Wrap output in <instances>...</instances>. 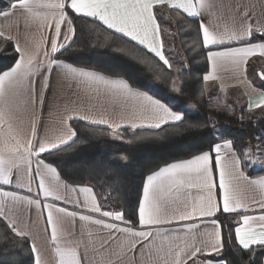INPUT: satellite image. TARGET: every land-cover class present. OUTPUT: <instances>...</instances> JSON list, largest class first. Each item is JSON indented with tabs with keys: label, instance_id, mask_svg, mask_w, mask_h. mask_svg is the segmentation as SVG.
Listing matches in <instances>:
<instances>
[{
	"label": "snow or ice",
	"instance_id": "snow-or-ice-1",
	"mask_svg": "<svg viewBox=\"0 0 264 264\" xmlns=\"http://www.w3.org/2000/svg\"><path fill=\"white\" fill-rule=\"evenodd\" d=\"M17 10L23 36L19 26L16 35L0 30V39L12 42L17 54L14 65L0 72V186L14 184L31 194L35 184L37 192L22 195L0 187V220L13 240L28 242V264H229L226 248L248 255V264L264 257V176L250 179L243 170L246 162L264 167V133L255 145L208 142L190 158L149 170L131 218L102 210L93 186L62 175L58 155L81 140L73 121L106 126L114 140L123 139L121 129L185 123L183 112L128 79L61 59L74 42L77 20L99 22L96 27H104L117 53L142 63L158 58L170 69L162 34L172 35V24L191 18L196 43L190 50L204 55L211 68L202 77L200 95L209 81L220 80L224 90L222 69L255 93L247 75L249 61L264 58V0H9L0 17ZM33 27L41 32L40 40L30 38ZM253 74L264 87V70ZM171 91L184 94L175 82ZM257 109L264 111V93L249 98L247 113ZM259 122L264 123V115ZM142 139L134 131L126 142ZM249 190L260 198L247 195ZM41 196L53 202H42ZM256 209L260 214H250ZM224 221H229L227 233Z\"/></svg>",
	"mask_w": 264,
	"mask_h": 264
},
{
	"label": "trees",
	"instance_id": "trees-1",
	"mask_svg": "<svg viewBox=\"0 0 264 264\" xmlns=\"http://www.w3.org/2000/svg\"><path fill=\"white\" fill-rule=\"evenodd\" d=\"M8 2L0 0V10L7 9ZM90 21L87 18L75 22L74 42L61 59L87 70L128 79L134 88L161 99L185 116V123L179 126L172 124L158 130H136L135 135L144 139L132 144L126 142L133 139L132 130L121 129L123 139L114 140L112 136L115 134L109 129L89 127L81 121L72 122L81 140L72 149L58 153L63 158L60 162L62 175L72 177L77 184L93 186L104 209L116 208L123 211L126 218H131L142 178L149 170H155L165 162L190 158L208 142L232 139L237 148L242 144L255 145L257 135L264 133V123L259 122L264 111L249 114L247 109L215 106L209 102L205 91L203 96L200 95L204 88L202 77L209 71V65L204 55H196L190 50V46L196 43V24L191 18L179 26L172 24L186 60V68L177 74L157 62V58L149 56L148 62L142 63L132 56L117 53L112 41L106 39L104 27L97 28L99 22L93 24ZM162 39L164 42L163 34ZM196 47L199 48L198 43ZM16 57L13 43L0 39V72L13 66ZM172 82L183 87V95L171 91ZM207 121L213 123L205 127ZM189 124L200 127H188ZM117 164L126 166L117 167ZM243 170L251 178L264 175V170L253 173L247 162ZM228 224L229 221H224L225 233ZM27 245L28 242H21L19 238L13 240L6 223L0 220V264H28ZM225 255L229 264H248L249 261L248 255L234 254L227 248ZM263 260L264 257L257 256L255 264H263Z\"/></svg>",
	"mask_w": 264,
	"mask_h": 264
},
{
	"label": "crops",
	"instance_id": "crops-1",
	"mask_svg": "<svg viewBox=\"0 0 264 264\" xmlns=\"http://www.w3.org/2000/svg\"><path fill=\"white\" fill-rule=\"evenodd\" d=\"M35 2L41 3V2H43V0H35ZM36 11L37 12H43L44 9L36 8ZM88 19H91V18H88ZM17 26H19L20 35L23 36V34H24V20H23V17L20 16L19 10H17L13 16L8 17L7 19L0 17V30L5 31L6 33L11 32L13 35H16L17 34ZM62 31H63V28H62ZM43 35L50 37L51 32L45 31L43 33ZM30 38L40 40L42 38L41 32L37 31L33 27L31 29V32H30ZM22 42H23V40H22ZM216 47L219 48V46H216ZM164 52H165V48H164ZM165 55H166V58H168L166 53H165ZM249 65L250 66L248 67L247 80L251 81L252 86L256 89L255 93H253L252 90L249 87H247V85L245 83H242L239 80H237L233 76V74L231 73L230 70L222 69L218 73V75L221 77V79L223 81L224 90L223 91L220 90L221 89V81L220 80L209 81L208 87L205 90L209 102L215 106L228 107L231 109H234V108L247 109V105L249 103L250 97L252 99H257L261 93H264V87H260L259 80L257 78H255V76L253 74L254 71L259 72V71L264 70V58H261L259 56L254 57L249 61ZM184 69L185 68H175V66L174 67L172 66L169 70H171L173 73L177 74ZM210 70H211V68L209 66V71ZM55 78H56V71L54 70L52 73L53 82L55 81ZM241 79H243V78H241ZM37 87H39V82H37ZM255 111H262V110L257 109ZM81 122L86 124V122H83V121H81ZM169 125H172V124H169ZM165 126H167V125H165ZM98 127L108 129L106 126H98ZM128 130H132V129H128ZM136 130H158V129H149V128L145 127V128L136 129ZM136 130H132V131H136ZM249 168L253 173H260L264 170V167H262L261 164H259V163H257V164L249 163ZM261 176H264V175H260V176L253 177V178L250 177V179H257ZM0 187H2L3 190L16 191L22 195L35 196L36 192H37V188H36L35 184H33V193H31V194L27 193L26 189L15 188L14 184L13 185L0 186ZM246 194L249 196H255L256 199L260 198L256 192H253L250 190L247 191ZM40 199L42 200V202H53L51 200V198H48L47 201H44V198L41 196ZM103 199H105V197ZM55 203H57L59 206L68 207L69 210H72V208H73V205H71V204L64 205L60 201H56ZM102 210L120 211L119 209H116V208L104 209L103 207H102ZM33 213H35V209H33ZM250 214H256V215L260 214L259 209H256L253 213H250ZM45 215H46V213H45ZM237 219H238V217H237ZM44 223H45L44 219H41L40 224L44 225ZM39 243L41 245H43V240H41ZM263 264H264V260H263Z\"/></svg>",
	"mask_w": 264,
	"mask_h": 264
},
{
	"label": "rangeland",
	"instance_id": "rangeland-1",
	"mask_svg": "<svg viewBox=\"0 0 264 264\" xmlns=\"http://www.w3.org/2000/svg\"><path fill=\"white\" fill-rule=\"evenodd\" d=\"M162 27L167 28L168 25L162 23ZM170 31L172 35L163 34L165 53L167 54L168 59L173 67L175 66V68H186V60L184 59V56L178 45L173 26H171Z\"/></svg>",
	"mask_w": 264,
	"mask_h": 264
}]
</instances>
